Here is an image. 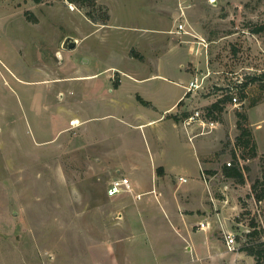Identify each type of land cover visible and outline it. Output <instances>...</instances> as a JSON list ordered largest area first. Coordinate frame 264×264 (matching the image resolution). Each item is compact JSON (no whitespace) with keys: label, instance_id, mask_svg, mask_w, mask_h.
<instances>
[{"label":"rangeland","instance_id":"1","mask_svg":"<svg viewBox=\"0 0 264 264\" xmlns=\"http://www.w3.org/2000/svg\"><path fill=\"white\" fill-rule=\"evenodd\" d=\"M88 12L109 20L95 23ZM176 22L191 33L175 39L193 56L186 70L203 84L184 112L203 110L218 123L203 135L196 129L194 143L171 121L134 127L90 87L89 75L102 71L99 79L108 80L109 60L128 51V40H152L154 29ZM262 24L264 0H96L94 7L0 0V264H256L244 248L251 231L264 240V200L253 189L257 181L264 189V90L238 84L264 74V34L252 31ZM68 37L81 42L64 49ZM231 87L239 107L232 100L213 107ZM238 112L247 116L256 157L244 158L237 143ZM155 158L177 175L170 184ZM229 167L245 182L227 175ZM122 176L141 200L107 195ZM199 179L207 207L198 195L186 209L184 194ZM200 222L208 232L198 231ZM227 231L237 252L228 250Z\"/></svg>","mask_w":264,"mask_h":264},{"label":"crops","instance_id":"2","mask_svg":"<svg viewBox=\"0 0 264 264\" xmlns=\"http://www.w3.org/2000/svg\"><path fill=\"white\" fill-rule=\"evenodd\" d=\"M177 26L178 23L176 22L168 27L163 26L154 29V34H157V36L152 40L145 36L142 37V40L140 38L141 41L128 40V51L124 49L122 51L123 55L113 53L111 56L110 63L104 70V72L109 74L108 80L102 81L99 79L98 76H100L102 71L89 75L90 77H96L91 80L92 84L90 87L93 95L112 101L116 105L115 112L119 113L122 118L128 117V119L134 120L132 121L134 127L147 129L157 125L159 122L167 121V123H170L169 121H171L173 127L180 129L181 135L183 134L188 139V142H191L189 137L196 133V126L189 128V136L180 120L187 117L184 112V104H191V102L198 99L197 92L188 94L187 90L189 83L195 78V74L186 70V63L194 62V59L189 48L181 47L175 41V39L179 41V35H181L176 32ZM75 40L77 46L81 40ZM134 48L140 52V56L131 53ZM115 76L118 77V80L114 78ZM175 117L178 119L182 118L177 120ZM200 142H198L199 147L200 145L202 146V143H205V140ZM161 148L163 147L158 149L159 152ZM205 154L204 147L200 156ZM200 161L202 160L200 159ZM156 167L163 169L165 175L160 179H163L162 181L166 184L171 183V177L177 176L172 175L166 166L155 158ZM179 179L180 185H185L189 181L187 180V182L183 183ZM199 181L197 182L198 187L186 190L184 208L187 209L190 205H193V201L198 198V195L201 196L197 203L200 207H207V202L204 198L206 193L205 186L201 179ZM201 188L203 189L202 193L199 191ZM163 203L165 204V202ZM190 211H193V208ZM169 212L172 215L175 214L174 211ZM209 229L205 230V232H208ZM198 231L203 230L198 229ZM211 235L208 233V238L205 241L208 247L212 243L213 235Z\"/></svg>","mask_w":264,"mask_h":264},{"label":"built area","instance_id":"3","mask_svg":"<svg viewBox=\"0 0 264 264\" xmlns=\"http://www.w3.org/2000/svg\"><path fill=\"white\" fill-rule=\"evenodd\" d=\"M186 7H184L182 4L180 5V12H179V17L185 18L187 16L186 13ZM186 24L185 23H178L176 32L178 34H186L189 35L191 34L190 31L186 29ZM205 81V80H204ZM243 79L239 82L238 86L243 85ZM203 84L200 83V78L195 77L188 85L187 90L188 94H195ZM229 96L232 98V103L235 104V106L239 107L240 100L237 97V91L234 90L233 87L230 88ZM184 129L187 131L188 135L189 134V128L192 126H197L196 129H201L200 134H204L206 131H212L217 128L218 123L214 120H212L209 116H207V113L203 110H195L189 117H187L184 122L182 123ZM198 129V130H199ZM198 135L193 134L189 137V140L193 142ZM229 166H232V162L230 161L228 163ZM181 182L185 183L187 182L186 178L180 177L179 179ZM131 195L137 200H141L144 196V193H136L134 184L132 180L127 177V176H122L119 177L111 182V185L109 189L107 190V195L109 197H117V196H122V195ZM200 229L201 230H208L210 228V224L208 222H200L199 223ZM226 245L228 247V250L230 252H237L239 250L236 242V235L232 232H227L226 236Z\"/></svg>","mask_w":264,"mask_h":264},{"label":"trees","instance_id":"4","mask_svg":"<svg viewBox=\"0 0 264 264\" xmlns=\"http://www.w3.org/2000/svg\"><path fill=\"white\" fill-rule=\"evenodd\" d=\"M70 2L74 4H78L81 7H87V6L94 7L96 5V0H70ZM87 17H89L95 23H102L105 25L107 24L109 20L108 14H106V18L102 22L101 21L99 22V20L96 19V17L91 12L87 13ZM252 31L255 34H264V24L255 27ZM252 82H259L261 88L264 90V74L257 76V77L254 76V77L247 78L245 83H243V85H240L241 90H244ZM242 96L245 97L244 94ZM231 99L232 98L230 96L221 98L220 100H218L217 102L213 104V107H218L222 103H225ZM237 116L239 118L238 123H237L238 129L240 130V134L237 137V143L244 150V152L248 153V156H244V158L248 159L249 154L251 155L250 157H256L257 148H258L257 142L255 141L253 137L252 130L243 123L247 121V116L245 114H242L241 112H238ZM175 119L179 120L177 117H175ZM263 161H264V157H263ZM226 174L231 177L238 178V180L241 183L245 182L243 172H241L236 167L226 168ZM260 183H261L260 181H257L255 185L253 186V189L256 192V193L254 192L255 197L258 201L264 200V189H262L261 192L257 191L258 190L257 185ZM248 237L250 239V245L248 244V246L245 247L244 250H246L250 255L255 257L256 264H264V240L258 236L257 232H253V231L248 233Z\"/></svg>","mask_w":264,"mask_h":264},{"label":"water","instance_id":"5","mask_svg":"<svg viewBox=\"0 0 264 264\" xmlns=\"http://www.w3.org/2000/svg\"><path fill=\"white\" fill-rule=\"evenodd\" d=\"M76 40L73 39L72 37H68L66 40H65V43H64V49H68V50H71V49H74L76 48Z\"/></svg>","mask_w":264,"mask_h":264}]
</instances>
